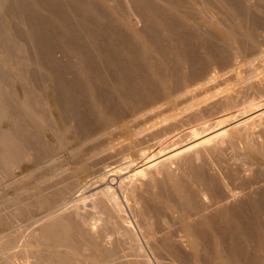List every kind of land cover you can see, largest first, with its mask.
I'll return each mask as SVG.
<instances>
[{
  "label": "bare ground",
  "instance_id": "obj_1",
  "mask_svg": "<svg viewBox=\"0 0 264 264\" xmlns=\"http://www.w3.org/2000/svg\"><path fill=\"white\" fill-rule=\"evenodd\" d=\"M66 1L77 11V14L74 12L78 17L76 24L67 18L70 9L61 4V0H0V12L8 10V2L14 3L11 9L16 8L17 12L10 10L12 19L18 17L30 38L39 41L37 46L40 48L37 49L43 59L53 62L56 49L62 46L57 37L60 33L52 30L60 29L63 37L73 38L74 41L70 40L73 42L69 47L71 51L67 50L74 54L76 60H73L80 70L77 75H81L78 82L67 84L64 81L65 66L59 70L55 68L58 75L50 73L54 79L59 77L60 85L56 86L55 82L47 87L44 94L48 93V96L42 93L45 97L35 94L37 89L29 86L23 93H17L12 86L2 87L0 83V264H151L135 228L129 223L118 190L131 214L135 215L137 221L133 220L146 245L159 260L168 258L177 264H264V189L256 197L245 194L247 197L243 202H237L236 207H227L225 201L239 196L225 186L229 181L224 184L215 170L210 169L207 159L212 152L214 157L224 155L223 145H233L234 151V146L242 143L244 160L253 166L248 164L251 168L243 170L242 166L241 169L246 170L247 175V171L251 174L256 166L257 177H253L264 181V147L261 146L263 143H257V137L254 138L256 124L235 127L227 136L211 141L202 150H193L188 156L175 153L179 174L172 171L168 162L169 166L156 164L158 167L143 178L140 176L148 170L144 167L136 174L125 176L140 165L139 159L133 158L147 159L148 150L156 154L171 150L186 136L212 128L191 126L203 124L211 117L210 108H200L204 102H196L187 108H180V102L190 93L189 84L197 82L202 71L212 65L228 66L233 60L238 61L240 54L244 56L258 50L257 31L264 29L261 2L209 0L211 7L218 8L215 12L210 5L200 9L198 0H162L165 3L162 5L156 0H128L144 21V28L137 31L134 24L125 20V12L122 14L125 19L118 14L122 7L118 12L111 1H105L103 7L97 6V0ZM52 4H55L56 12H48L51 16L44 17L41 9L53 8ZM209 8L214 13L208 11ZM219 14L222 17L219 18ZM211 18L218 20L213 26L215 33L206 28ZM227 19L235 22L239 32H234L235 26L233 30L223 24ZM101 21L109 30L105 32L109 35L108 45H102L104 41H100L103 36L100 37L102 33L99 34L98 29L102 25L97 23ZM80 29H84V33L87 31L92 40L88 41V47L83 43L81 36L84 34H80ZM15 46L21 57L28 54L24 53L23 47ZM88 48L98 50L116 71V85L102 95L95 94L94 87L107 79L101 73L102 67L100 71L97 62L94 64L89 57ZM259 57L264 59V52ZM184 63L189 65L190 69L186 71L189 73L185 72ZM250 65L253 66L250 63L246 66L251 68ZM88 68L97 71L95 77L92 75L94 78L88 74ZM0 71L4 73L3 77L6 76L4 78L17 79L22 85L29 82L31 76L28 74L32 72L10 69L3 56H0ZM12 79L9 81L14 83ZM79 80L89 84L86 87L89 86L91 102L86 99L90 104L84 105L87 112L76 102L80 91L86 89L82 88L84 83L79 86ZM262 83L258 79L255 82L254 78V82L246 87L241 81L236 95L225 91L221 108L230 114L219 115L215 129L225 124L230 115L235 112L237 115L242 93L248 92L243 89L249 88L248 85L264 97ZM84 91L82 97L87 94ZM82 97L79 96V100L82 101ZM52 114L54 118H51ZM188 126L192 127L189 132H180ZM144 134L149 135L147 141L141 138ZM150 142L151 150L145 145ZM176 150L173 152H182ZM218 156L221 161L223 157ZM112 160L115 162L111 163ZM228 169L223 171L229 177L226 179L236 180L240 176L237 170ZM230 183L235 184V181ZM97 184L102 185L99 186L101 189L85 195ZM73 192L75 195L80 193L75 200L70 199Z\"/></svg>",
  "mask_w": 264,
  "mask_h": 264
},
{
  "label": "rangeland",
  "instance_id": "obj_2",
  "mask_svg": "<svg viewBox=\"0 0 264 264\" xmlns=\"http://www.w3.org/2000/svg\"><path fill=\"white\" fill-rule=\"evenodd\" d=\"M105 1H111L114 5H115V8H116V10L119 12L120 10L122 11H120L118 14L119 15H121V17L123 18V16H127L126 17V19L125 18H123V19H125V20H128V22L131 24V25H133L132 27L133 28H135L137 31H139V30H142L143 28H144V21L138 16V14H137V12L135 11V8H133V6H130V3L128 2V0H97V6H100V7H103V3L105 2ZM156 1H158L157 3H159V4H165L164 3V1H162V0H156ZM196 1V0H195ZM200 1H202V2H200ZM209 0H207V2L205 1V0H198V1H196V3H198V5H199V7H200V9H203V8H205V9H207L208 7L207 6H209L210 4H209V2H208ZM258 1V4H259V2H261L259 5H260V7L262 8L263 7V10H264V0H253V3H256ZM127 2H128V4H127ZM9 3V2H8ZM8 3H7V5H6V8H8V10L6 11H2V12H0V29H1V25H3L2 27V29L0 30V56L2 57H5V59L8 61V63H9V66H10V69H13V68H16V70L18 71V72H20V73H22L24 70L26 71V70H29V71H32V72H29L30 74H28L29 76L28 77H30L29 78V82H27L28 83V85H27V83H26V85H25V82H23L24 83V85H22V82L21 81H17V79H12V80H14L15 82L17 81V83H13L12 81H9V80H11V79H9V78H4V77H6V76H4L3 77V75H4V73H2L1 71H0V83H1V86L2 87H4V86H12L13 87V89H15V91L17 92V93H23V89L24 88H27L28 86L30 87V88H32V89H34V90H39V91H37L36 90V93L35 94H37L38 93V96H41L42 95V93L44 94V92H47L46 90H47V87L49 88L52 84L54 85L55 84V82H56V86H58L59 87V85H60V83H59V81H60V79H59V77L58 76H56V78L58 77V79H57V81L54 79V77L51 75V73H53L54 72V74L57 72L56 71V69L57 70H59V68L61 69V68H63L64 66V68L66 69V73H64L65 75H64V77H66V78H64V81L66 80V83L68 82V83H73V82H78V79H80V78H78V77H81V75L79 74V76L77 75L78 73H80V70H79V68L77 67V64H76V59L74 58L75 56H74V54L73 53H71V52H69L67 49L69 48V47H72L73 45V42L72 41H74L73 40V38H71V37H68V36H66L65 37V35H64V37L62 36L63 34H61L62 32H60L61 30L60 29H57L56 28V30H52L54 33H60L57 37L59 38V41H61L59 44L60 45H62L63 46V44H64V48L62 47V46H58L59 47V49L57 48L56 49V52L58 53H56L55 55H56V59L52 62V60H51V62L49 61V60H47L46 58L45 59H43L42 58V54L40 53L39 54V52L40 51H38V50H40V49H37V48H40V46H37V45H40L39 44V41L37 40V41H35L36 39H32V37L30 38V36L28 35V33H27V30L25 29L26 27L23 25H21L22 23H21V20L18 18V17H15L14 19H12V12L10 13V10L11 11H13V10H15L16 8H12L11 9V5H14V3L12 4H10L9 6H8ZM19 3V2H18ZM18 3H16L15 5L17 6V4ZM56 4V3H55ZM55 4H54V6H53V4L51 5L53 8H51L50 6L49 7H47L46 6V10H45V8H43V9H41V13H43L42 15L45 17L46 15V18L48 17H50L48 14L50 13H54V12H56V6H55ZM58 4V3H57ZM56 4V5H57ZM61 4H63V5H66V6H68V3H67V1L66 0H61ZM118 5V7H117V5ZM263 4V5H262ZM129 5V6H128ZM258 5V6H259ZM213 6V5H212ZM9 7H10V9H9ZM15 7V6H14ZM99 7V8H100ZM122 7V9H120ZM207 7V8H206ZM210 7H211V5H210ZM48 8V9H47ZM50 8V9H49ZM55 8V9H54ZM68 8L70 9H68L69 10V12H68V14H67V18L71 21V22H73L72 24H76V21H77V23H78V17L76 18V14H77V11H75V9L74 8H72V7H70V6H68ZM120 10H119V9ZM125 8V9H124ZM211 8H213V7H211ZM211 8H209L208 9V11L209 10H211ZM215 9H216V11L215 12H217L218 10V8H216V6L214 7ZM213 8V9H214ZM204 9V10H205ZM211 10L213 13H214V10ZM17 10V9H16ZM15 10V11H16ZM74 10V11H73ZM15 11H13V12H15ZM17 12V11H16ZM49 12V13H48ZM74 12H76V14H74ZM124 12H125V14H124ZM211 12V13H212ZM256 12V11H255ZM212 13V14H213ZM10 14V15H9ZM122 14H124L123 16H122ZM215 14H217V13H215ZM256 14L258 15V11L256 12ZM221 14H219V18L220 17H222V15L220 16ZM213 16H214V14H213ZM216 16V15H215ZM218 16V15H217ZM130 17V19H128ZM132 17V18H131ZM217 19H218V17H216ZM216 18H211V19H209V23H208V25L206 26V28L208 29V31H210V30H212L211 32H213V33H215L214 32V28H213V26H216L217 24H218V20L216 19ZM18 19V20H17ZM77 19V20H76ZM4 20V21H3ZM20 20V21H19ZM134 20V21H133ZM228 20V19H227ZM225 21L223 24L225 25V26H227V27H231L232 29L234 28V26H235V28L234 29H236V30H234V32H236V31H238L239 32V30H240V28L239 27H236V25H234V23H233V21L231 20V21ZM2 22V23H1ZM19 22V23H18ZM131 22H133V23H131ZM7 23V24H6ZM21 23V24H20ZM102 23H104V22H102L101 21V23L100 22H98L97 23V25L98 24H100V25H102V26H100V27H105L106 29L105 30H101V29H103V28H100L99 27V29H98V31H99V34L100 33H102V34H100V37H102V39L100 38V41H104L103 42V44L102 45H104V44H106V45H108L109 44V35L107 36V33L105 34V32H108L109 30H108V27H106V23H104V24H106V25H104V24H102ZM143 23V24H142ZM213 23V24H212ZM209 24H210V26H209ZM19 26V27H18ZM212 26V27H211ZM8 27H9V29H8ZM16 27V28H15ZM24 27V28H23ZM96 27H98V26H96ZM18 28V29H17ZM231 28H229V29H231ZM10 29H12V30H10ZM21 29V30H20ZM25 29V30H24ZM259 30L257 31V35H258V42H259V47H258V50H256L255 52H248V53H246L244 56L243 55H239V60L238 61H236V62H234V60L227 66V65H225V66H221V64H219V65H212V66H210L208 69H206L205 71H202V74H200V77H199V75L195 78L196 80H197V82L196 81H194V82H192L193 84L191 85V83L189 84V87H188V92H190L187 96H184L183 97V99L184 100H181V106H180V108H187L188 106H191V104H195L196 102L198 103H201V102H204V104L203 105H201V110H207V109H209L210 110V112H209V117L211 118H209V120L207 119V121L206 122H204L203 124H193V125H191L193 128L195 127V128H197V127H199V125L200 126H202V127H204V128H207V127H214L213 129L212 128H207V129H205L204 131L202 130L201 132H197V133H194V134H190V135H188V137L186 136L185 138L186 139H184V141H182V143L180 144H178V145H176V146H174L173 144H172V149L171 150H167V151H163V152H159V153H155L154 151H149L148 149L150 148V145L149 144H151L152 145V142H150V143H146L145 145L147 146H149V148H146V147H144L146 150H148L147 151V154L148 155H146L147 157H145V158H147V159H141V158H133L134 160L135 159H139L138 160V162L137 163H140V165L138 166V167H134L133 169H131L128 173H126L125 174V176H130V175H132V174H136L137 172H139V171H141V168H142V170H144V168H147L148 170H146V172H144V174L143 175H141L140 177L141 178H143L146 174H147V172H153L154 170H155V168H157L158 167V165L159 166H162L161 164H164V163H166L167 165H168V162H169V165H170V163H171V165H172V167H171V169H173L172 171H174L176 174H179V172H180V170L178 171V166H177V164H176V159H177V157H176V155L177 154H179V155H177V156H188V154H191L192 153V151L194 150V151H196V150H202L204 147H207L206 145H209L210 144V142L212 141H215V140H219L220 139V137L221 136H227L228 134H230V132L235 128V127H244V126H246V124L248 125H251V124H256V128H255V131H254V138H256V140H257V143L259 144V145H261L262 143V145L261 146H263L264 147V133H261V130H264V97L262 96V94L260 95V93L261 92H257V90H253L252 88H250V86L248 85V87L249 88H245V89H243L244 91L243 92H246L245 90L247 89V91L248 92H246L245 94L244 93H242V99H240L241 101H240V105H239V107H238V110H237V115H235V113L233 114V115H230L229 116V119H228V121L225 123V124H223L220 128H217V129H215V125L217 124L216 123V120L218 119V116L220 115V116H222L223 114H230V113H228V112H224V109L223 108H221L222 107V103L224 102V98H225V96L224 95H226V93H228L229 91L231 92V94H233V95H236L237 93L236 92H238V90H240V83H241V81H243V82H245L246 84H245V87L247 86V84H252V82H254V78H255V82L257 81V79L260 81L261 80V83L262 82H264V59L263 58H260L259 56H261V53L262 52H264V29L263 28H258ZM7 30V31H6ZM18 30H19V32H18ZM60 30V31H59ZM81 30V29H80ZM2 31H3V33H2ZM15 33H14V32ZM58 31V32H57ZM82 32L80 33L81 35H82V33L85 35H82L81 37H83V40L85 41V42H83L84 43V45L85 46H87L88 47V44L90 45V43H88V41H92L91 39H90V37L86 34V33H88L87 31H86V33H84L85 31H84V29L83 30H81ZM103 31H104V33H103ZM8 32V33H7ZM21 32H24V33H21ZM210 32V33H211ZM6 33V34H5ZM11 33V34H10ZM54 33H52V35L54 34ZM162 33V32H161ZM212 34V33H211ZM2 35V36H1ZM8 35V36H7ZM26 35H28V36H26ZM125 35H128V36H130L128 33L126 34L125 33ZM215 35V34H214ZM213 35V36H214ZM23 36V37H22ZM26 36V37H25ZM62 36V37H61ZM87 36L89 37V38H87ZM106 36V38H104ZM5 37V38H4ZM27 37H29V38H27ZM215 37H217V36H215ZM62 38H64V39H62ZM87 39H90V40H87ZM103 39H105V40H103ZM111 39V38H110ZM2 40V41H1ZM30 40H32L31 42H30ZM70 40H72V41H70ZM82 40V41H83ZM4 41V42H3ZM16 41V42H15ZM2 42V43H1ZM14 42V44H13V46H12V43ZM38 42V43H37ZM69 42V43H68ZM72 42V43H71ZM35 43H36V45H35ZM67 43V44H66ZM88 43V44H87ZM175 43V42H174ZM16 44H18V46H20V47H23V49H24V53H28L27 55H25L26 56V58H24L23 57V55H22V57H21V53L20 54H17V53H19L18 52V50H16ZM69 44V45H68ZM71 44V45H70ZM176 44V43H175ZM8 45V46H7ZM22 45V46H21ZM66 45V46H65ZM68 45V46H67ZM101 45V46H102ZM181 47H183V45H181ZM104 48V47H103ZM105 48H107V47H105ZM12 49H13V51H12ZM64 49V50H63ZM70 49V48H69ZM88 49H90V48H88ZM15 50V51H14ZM7 51V52H6ZM70 51H71V49H70ZM96 51V52H95ZM98 50H92V49H90V54H89V57L91 58V60H93V62H94V64L96 63V66H97V64L99 65V66H97V67H99L98 69H100L101 67H102V69H103V71L101 72L104 76H105V80L107 79L108 80V82H107V80H106V82H103V84H102V82L100 83L99 82V84L98 83H96V86L97 87H94V93L95 94H97V95H102V94H104V93H106L111 87H113L114 85H116V80H118L117 79V77H116V71L115 70H113V68L109 65L110 63L108 62L109 60H106V58L104 59V57L101 55V53H99V51L97 52ZM14 52V53H13ZM38 52V53H37ZM64 52V53H63ZM245 52H243V54H244ZM4 54H5V56H4ZM9 54H11V55H9ZM99 54L101 55V56H99ZM186 54V53H185ZM184 54V55H185ZM14 57H13V56ZM20 55V56H19ZM58 55V56H57ZM68 55V56H67ZM39 56V58H37ZM66 56V57H65ZM241 56V57H240ZM44 57V56H43ZM101 57H103V58H101ZM8 58V59H7ZM10 58H12V59H10ZM22 58V59H21ZM36 58V59H35ZM62 58V59H61ZM19 59V60H18ZM27 59H29V60H27ZM33 59V60H32ZM43 59V60H42ZM73 59H75V60H73ZM102 59V60H101ZM30 61H32L31 63H30ZM38 63H37V62ZM42 61V62H41ZM48 61H49V63H48ZM96 61V62H95ZM107 61V62H106ZM22 62V63H21ZM29 63V66H28V63ZM47 62V63H46ZM247 62V63H246ZM44 63H46V64H44ZM55 63L58 65V66H60V67H58L57 65H55ZM67 64L68 66L69 65H71V66H69V67H66L67 65H65V64ZM248 63H250V64H252L253 66H251L250 65V67L251 68H248V66H246V65H248ZM27 64V65H26ZM35 64H37L36 66H35ZM41 64V65H40ZM53 64V65H52ZM61 64H62V67H61ZM103 64H105V65H103ZM185 64H187V63H184V66H185V72L188 70V69H190V68H188L189 67V65H185ZM43 65V66H42ZM102 65V66H101ZM108 65V66H107ZM18 66V67H17ZM26 66V67H25ZM42 66V67H41ZM44 66L46 67V69L44 68ZM48 66V67H47ZM50 66H51V68H50ZM57 66V67H56ZM105 66H106V68H105ZM109 66H110V68H109ZM3 66H1V68H2ZM28 67V68H27ZM226 67V68H225ZM27 68V69H26ZM47 68H48V70H47ZM56 68V69H55ZM70 68H72V70L70 69ZM109 68V69H108ZM19 69V70H18ZM20 69H21V71H20ZM22 69H24V70H22ZM30 69H32V70H30ZM49 69H50V71H49ZM67 69H70V70H67ZM79 71H78V70ZM90 69V70H89ZM76 70H77V72H76ZM87 70H89L90 72H88V74L90 73L91 74V78H94L96 75H97V71H95L93 68H88ZM108 70V71H107ZM25 71H24V73H25ZM72 71V72H71ZM100 71H101V69H100ZM106 71V72H105ZM113 71V72H112ZM27 72V71H26ZM51 72V73H50ZM71 72V73H70ZM28 73V72H27ZM34 73V74H33ZM70 73V74H69ZM186 73H189V72H186ZM201 73V72H200ZM89 74V75H90ZM204 74V75H203ZM51 75V76H50ZM55 75H58L57 73L55 74ZM54 75V76H55ZM94 77H93V76ZM113 76H115V77H113ZM90 77V76H89ZM109 77V78H108ZM202 77V78H201ZM77 78V79H76ZM261 78V79H260ZM9 79V80H8ZM76 79V80H75ZM115 81H114V80ZM199 79V80H198ZM253 79V80H252ZM36 80H37V82H36ZM73 80V81H72ZM111 80V81H110ZM194 80V79H193ZM2 81V82H1ZM33 81V82H32ZM53 81V82H52ZM80 81V83H79V86L82 84L83 85V83L85 82V81H81V80H79ZM209 81V82H208ZM240 81V82H239ZM207 82V83H206ZM32 83V84H31ZM33 83H34V85H35V87H34V85H33ZM38 83V84H37ZM59 83V84H58ZM67 83V84H68ZM206 83V84H205ZM86 84L87 85H89L88 84V82H86V83H84V86L82 87V88H86L87 89V91H86V89H85V91L84 90H82V89H80V90H82V91H84V93H86L87 92V96L84 94V97H82L83 95V92L82 91H80V94H78V96H77V98H76V102H77V104H81V106H84L85 105V103L87 104L89 101H90V99H88L89 98V95H88V90H89V86H87L86 87ZM108 84V85H107ZM114 84V85H113ZM81 85V86H82ZM105 87H104V86ZM203 85H206L205 87L203 86ZM262 85H264L263 83H262ZM32 86V87H31ZM37 86V87H36ZM93 86H95V85H93ZM101 86H103V87H101ZM28 87V88H29ZM44 87L46 88L45 90H43L44 89ZM57 87V88H58ZM61 87V86H60ZM101 87V88H100ZM108 89H107V88ZM62 88V87H61ZM60 88V89H61ZM81 88V87H80ZM191 88V89H190ZM244 88V87H243ZM42 89V90H41ZM59 89V88H58ZM96 89V90H95ZM98 89V90H97ZM204 89V90H203ZM248 89H251V90H248ZM22 90V91H21ZM107 90V91H106ZM203 90V91H202ZM225 91H226V93H225ZM254 91V92H253ZM35 92V91H34ZM98 92V93H97ZM102 92V93H101ZM229 92V93H230ZM22 95V94H21ZM20 95V96H21ZM45 96H48V93H46V94H44ZM44 95H42L43 97H45ZM190 95V96H189ZM41 96V97H42ZM80 96V98L82 97V101L84 100V102L82 103V101H81V99L79 100V97ZM240 96H241V94H240ZM247 96V97H246ZM86 97V98H85ZM186 97V98H185ZM48 98V97H47ZM192 98V99H191ZM89 100V101H87V100ZM208 99V101H206ZM222 100V101H221ZM260 101H262V103L259 102ZM91 102V101H90ZM90 102H89V104H90ZM194 102V103H193ZM111 104L110 105H112V106H114L113 105V103L112 102H110ZM186 103V104H185ZM220 103V104H219ZM185 104V105H184ZM217 104H218V106H217ZM261 104V105H260ZM88 105V104H87ZM207 105V106H206ZM209 105V106H208ZM86 106V105H85ZM82 107V109L83 110H85L86 112H87V110H86V107ZM108 106H109V104H108ZM112 106H110L109 108H111ZM214 107V108H213ZM242 107H244V108H242ZM196 109V108H195ZM212 109V110H211ZM221 109V110H220ZM223 109V110H222ZM239 109H240V111H239ZM243 109V110H242ZM213 110H215L214 112H213ZM219 111V112H218ZM242 111V112H241ZM213 112V113H212ZM223 112V113H222ZM246 112V113H245ZM216 113V114H215ZM85 114V113H84ZM169 114V113H168ZM168 114H166V115H168ZM215 114V115H214ZM222 114V115H221ZM246 114V115H245ZM263 114V115H262ZM235 115V116H234ZM52 117L51 118H54V114H52L51 115ZM247 117V118H246ZM249 117V118H248ZM258 117V118H257ZM261 117V118H260ZM208 118V117H207ZM246 118V119H245ZM219 119H220V117H219ZM219 121V120H218ZM217 121V122H218ZM242 121V122H241ZM245 121H247V122H245ZM251 121L253 122V123H251ZM240 122V123H239ZM206 123H209V124H206ZM216 123V124H215ZM236 123V124H235ZM238 123V124H237ZM262 123V124H261ZM206 124V125H205ZM215 124V125H214ZM234 124V125H233ZM242 124V125H241ZM244 124V125H243ZM260 125V127L258 126V125ZM209 125V126H208ZM213 125V126H212ZM238 125V126H237ZM190 126V127H191ZM230 126V127H229ZM262 126V127H261ZM192 127L191 128H189V126L188 127H186V129H184V130H182V131H180V132H186L185 130H188L187 132H189L190 131V129H192ZM227 127V129L226 130H224L225 128ZM203 128V129H204ZM220 131H219V130ZM212 131V132H211ZM219 131V132H218ZM179 132V133H180ZM217 132V133H216ZM204 133V134H203ZM259 133H261L260 135H259ZM202 134H203V136H202ZM214 134V135H213ZM258 135V136H256V135ZM148 135V134H147ZM146 134H144V137H143V135H142V137L141 138H144L145 139V141H147L146 139H149L148 138V136H147ZM191 135H193V136H191ZM260 136V137H259ZM147 137V138H146ZM192 137V138H191ZM216 137H217V139H216ZM263 137V138H262ZM205 138V139H204ZM144 139H142V140H144ZM263 140V141H262ZM191 141V143H189ZM261 141V142H260ZM184 142V143H183ZM154 143V142H153ZM238 143H240V142H238ZM136 144V143H135ZM191 144V145H190ZM233 145H231V147L229 146V145H227V146H225V145H223L222 147H223V152H225L224 153V155H222L221 153V155H215V157L216 156H218V157H223V158H221V161H219L218 159H217V157L215 158L214 156H213V152L212 153H210V155L208 154L207 156H210V159L209 158H207L209 161V165L208 166H210V169L212 170V171H214V173L215 174H218L219 175V179L222 181L223 180V182H224V184H228V181H229V184L228 185H225L226 187L227 186H229V188H231V190H233V192L232 193H235V194H237L236 195V197L237 196H239V197H237L238 199H236V198H230L228 201H225L224 203L226 204V206L227 207H236L237 206V202H238V204L240 203V202H243L242 200H244L245 199V197H247L246 195H248V196H250L251 195V197L252 196H255L256 197V195H258V193H260L261 191H262V189H264V187H262L263 185H264V181H261L260 179H255L254 177H257V174H256V172H257V167L256 166H254L252 169H253V171L254 172H252L251 174H250V172H248L247 171V175H246V170L243 172V170L244 169H247V167L248 168H251V167H249L250 165L251 166H253L252 164H250V163H248V162H246L245 160H244V156H245V148H244V145L242 144V143H240V144H238V146L237 145H235L234 147H236V151L234 150H232L233 149V147H232ZM142 147V148H143ZM184 147V148H183ZM238 147V148H237ZM242 149H241V148ZM178 150V151H180V150H182V152L180 151V153H178V152H173L174 150ZM187 149V150H186ZM191 149V150H190ZM150 150H151V148H150ZM176 150V151H177ZM184 150V151H183ZM228 150V151H227ZM238 150V151H237ZM156 151V150H155ZM193 151V152H194ZM234 152V153H233ZM239 154H238V153ZM168 153V154H167ZM172 153V154H171ZM175 153H177L176 155H175V157H174V154ZM181 153H183V154H181ZM227 153V154H226ZM236 153V154H235ZM164 154V155H163ZM170 154V155H169ZM211 154H212V157H211ZM235 154V155H234ZM172 155V156H171ZM168 156V157H167ZM170 156V157H169ZM206 156V157H207ZM225 156V157H224ZM236 156H238V157H236ZM149 157H151V158H149ZM160 157L162 158V159H160ZM240 157V158H239ZM167 158V159H166ZM176 158V159H175ZM234 158V159H233ZM142 161H141V160ZM164 159V160H163ZM226 159V160H225ZM242 159V160H241ZM164 162H163V161ZM216 160V161H215ZM157 163H156V162ZM211 161H212V163H211ZM219 161V162H218ZM111 163H113V162H115V160H112V161H110ZM158 162H160V163H158ZM162 162V163H161ZM172 162L174 163V165L172 164ZM207 162V163H208ZM217 163V165H215ZM225 163V164H224ZM245 163H247V164H245ZM142 164H144V166H142ZM156 164H158V165H156ZM221 164V165H220ZM237 164V165H236ZM242 164V165H241ZM248 164H250V165H248ZM149 165V166H148ZM168 165V166H169ZM244 165H246V166H244ZM248 165V166H247ZM142 166V167H141ZM215 166V167H214ZM234 166V167H233ZM244 168H243V167ZM100 167V166H99ZM99 167H98V169H99ZM144 167V168H143ZM228 167L231 169H233L234 171L235 170H237L236 172H237V174H238V176L240 177V178H242V179H239V177L236 179V180H229L228 178V176H226L227 175V173L225 174V173H223V171L224 172H227V169H228ZM241 167H242V169H241ZM101 168V167H100ZM224 170H223V169ZM207 171H210V169L208 170L207 168H205ZM226 169V170H225ZM231 169V170H232ZM229 170V169H228ZM241 170V171H240ZM220 171V172H219ZM239 172V173H238ZM241 172V173H240ZM243 172V173H242ZM254 174V175H253ZM250 175V176H249ZM256 175V176H255ZM143 176V177H142ZM245 176H247V178H244ZM254 176V177H253ZM225 177H228L227 179L225 178ZM251 177H252V179H251ZM113 178H115V177H112V179ZM250 178V179H249ZM117 179V178H116ZM258 180V181H257ZM264 180V179H263ZM233 181H235V184H232L231 185V183L230 182H232L233 183ZM259 182V183H258ZM249 183H250V185H249ZM237 185V186H236ZM99 186H101L102 187V185H99V184H97L96 186H94L93 187V189H91V190H93L92 192L91 191H86L85 192V195H87V196H89L90 194H92L94 191H96V190H98V189H101V187H99ZM262 187V188H261ZM97 188V189H96ZM237 188V189H236ZM79 189V188H78ZM78 189H75L76 191L78 190ZM74 190V192L76 193V191ZM230 189H228V191H229ZM230 190V191H231ZM234 190L236 191V192H234ZM72 193L71 194V196H70V199H72V198H74V200H75V198H77V196H79V194L80 193H78V194H76L75 195V193ZM90 192V193H89ZM206 192V191H205ZM87 193V194H86ZM118 193H119V196L121 197V201H122V203H123V205H125L126 206V215L128 216L127 218H129V223L135 228V230H136V232H137V234H138V237L140 238V241H141V244H143L142 246L144 247V250L147 252V255H148V259H149V261H150V263L151 264H177L176 262H172L170 259H168V258H165V259H161V260H159L155 255H153V253L149 250V248H148V246L146 245V243H145V241H144V238H143V236H142V233H141V231H140V229H138L139 228V226H138V224H137V222L135 223L134 222V220L133 219H136L135 218V215H132L131 213V210H130V208L128 207L127 208V205H126V203H125V200H124V198L121 196V193L119 192V190H118ZM246 194V195H245ZM235 199V200H234ZM73 200V199H72ZM239 200V201H238ZM6 204V203H5ZM207 206H208V201H207ZM224 204V205H225ZM209 209H212V208H209ZM214 209V208H213ZM263 209H261V211H262ZM210 211V210H209ZM260 211V212H261ZM264 211V210H263ZM262 211V212H263ZM212 212V211H211ZM134 214V213H133ZM262 215H263V218L262 219H264V212L262 213ZM131 220V221H130ZM135 221H137V219L135 220ZM137 224V225H136ZM138 226V227H137ZM116 235V234H115ZM115 235H114V237L113 238H116L115 237ZM117 236V235H116ZM187 252V251H186ZM189 253V252H188Z\"/></svg>",
  "mask_w": 264,
  "mask_h": 264
}]
</instances>
